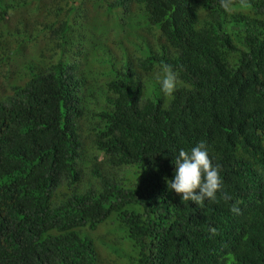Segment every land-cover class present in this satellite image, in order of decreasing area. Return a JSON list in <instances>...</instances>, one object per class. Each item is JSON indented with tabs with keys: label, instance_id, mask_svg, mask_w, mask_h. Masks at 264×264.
Masks as SVG:
<instances>
[{
	"label": "trees",
	"instance_id": "1",
	"mask_svg": "<svg viewBox=\"0 0 264 264\" xmlns=\"http://www.w3.org/2000/svg\"><path fill=\"white\" fill-rule=\"evenodd\" d=\"M201 142L230 197L202 207L168 188ZM79 180L85 192L61 188ZM246 183L264 233V0H0V264H33L60 215L85 264L101 223L125 239L117 264H178L179 240L209 264H264L246 243L213 248L232 206L247 211L230 195Z\"/></svg>",
	"mask_w": 264,
	"mask_h": 264
},
{
	"label": "clouds",
	"instance_id": "2",
	"mask_svg": "<svg viewBox=\"0 0 264 264\" xmlns=\"http://www.w3.org/2000/svg\"><path fill=\"white\" fill-rule=\"evenodd\" d=\"M232 3L233 0H220L221 7L229 13L232 11ZM162 73L163 75H158L157 79L165 97H170L180 85L178 73L169 65L162 67ZM101 158V155L97 156V160ZM174 164L176 166L175 176L174 179L168 180V188L175 190L181 196L182 201H194L202 207L205 200L218 203V192L221 193V198L225 201L230 199L226 193L222 192L223 181L219 173V166L213 165L204 142L193 147L190 152L181 149L179 154L175 156ZM143 171L144 165L137 164L134 168L135 177L142 174ZM64 180H61V185L65 183ZM61 188H66L73 193H82L85 192L86 186L82 180H79L75 184L65 185ZM249 189V185L246 183L237 186L236 191L230 193V195L240 199V202L246 206L247 211L243 212L237 206H232V215L229 217V222L225 227L226 233L222 232L226 241L223 245L214 246L213 248L227 250L233 246H238L241 249L240 244L246 243L252 248L254 253H261L264 256V240L262 237L264 233L260 223V220H262L261 212L258 210L255 200H248ZM55 196L56 203L65 198L62 196L60 189ZM87 215L79 214L78 218L80 221L82 219L86 220ZM61 216H56V221L52 226L47 224L46 229L52 235L51 241L42 247H38L36 254L28 256V262L31 260L33 264H85L84 259L78 252L79 248L75 249L68 239L67 232L71 230L66 229V219L62 222L60 232L58 226H60L62 221ZM246 216H249V221L244 224L243 219ZM111 221L109 220L107 223ZM251 230L254 232V237L247 236ZM209 232L213 236L218 234V230L215 227H210ZM88 233L92 236V241L98 251V264L119 263L118 249L119 247L121 249L122 245H126L125 239H120L118 233L108 235L106 232L104 234L102 223L97 228L88 230ZM80 234L87 235V230L82 227ZM120 234L125 236V231L120 230ZM110 237L114 238L116 242H112ZM207 248L209 247L202 246L199 242L193 243L190 240H179L175 249V263L178 261V264H209L202 253ZM179 250L180 255L178 258ZM87 259L89 260V254Z\"/></svg>",
	"mask_w": 264,
	"mask_h": 264
},
{
	"label": "rangeland",
	"instance_id": "3",
	"mask_svg": "<svg viewBox=\"0 0 264 264\" xmlns=\"http://www.w3.org/2000/svg\"><path fill=\"white\" fill-rule=\"evenodd\" d=\"M7 92L9 91V89L8 90H6ZM130 177H131V179H133L134 178V176L133 175H130ZM130 253H132V252H130ZM121 264H124V260H123V262L121 263Z\"/></svg>",
	"mask_w": 264,
	"mask_h": 264
}]
</instances>
